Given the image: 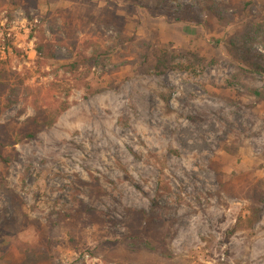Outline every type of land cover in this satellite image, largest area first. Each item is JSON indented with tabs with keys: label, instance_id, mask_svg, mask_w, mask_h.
Instances as JSON below:
<instances>
[{
	"label": "rangeland",
	"instance_id": "obj_1",
	"mask_svg": "<svg viewBox=\"0 0 264 264\" xmlns=\"http://www.w3.org/2000/svg\"><path fill=\"white\" fill-rule=\"evenodd\" d=\"M38 1V9L30 11L34 22L45 17L60 27L90 7L92 14L112 13L121 19L127 35L196 52L206 63L202 72L192 75L180 71L146 76L123 68L114 91L86 97L82 90H72L69 100L74 104L56 124L35 140L18 144L15 162H0V250L13 252L21 241L49 236L47 225L57 223V213L81 202L100 213L103 223L79 224L74 230L56 227L51 264H122L106 244L129 233L127 209L156 213L171 223L174 235L167 244L175 264H264V201L257 223L251 228L240 224L241 229L229 235L239 218L248 216L247 204L219 195L214 175L215 169L235 175V184L243 177L264 180V104L227 85L233 68L214 44L222 30L210 33L180 21L183 9L198 0ZM262 14L255 6L247 17ZM210 24L212 20L206 26ZM30 30L22 9L0 2V50L11 40L19 50L14 70L26 69L33 88L48 87L53 75L41 78L36 72ZM76 34L99 45L115 37L112 28L84 38L78 30ZM253 46L264 56L258 39ZM101 81L107 77L98 78ZM242 81L251 88L263 83L258 76ZM32 115L29 104L16 105L0 122ZM92 178L99 180L105 195L96 197L79 184ZM159 196L162 209L151 212ZM169 202L165 210L162 206ZM110 256L114 261L105 262Z\"/></svg>",
	"mask_w": 264,
	"mask_h": 264
},
{
	"label": "trees",
	"instance_id": "obj_2",
	"mask_svg": "<svg viewBox=\"0 0 264 264\" xmlns=\"http://www.w3.org/2000/svg\"><path fill=\"white\" fill-rule=\"evenodd\" d=\"M1 1L11 8L24 11L27 21L31 24L30 37L34 39L33 65L36 72L41 78L53 75L48 87L33 88L29 84L30 73L25 67V70L19 72L14 70L12 62L14 58L19 57V50L11 40L2 43L0 116L16 105L24 108L29 104L33 109V115L22 121L13 119L6 123L0 122V162L4 166L17 160L15 147L18 144L35 140L41 132L56 124L59 117L74 104L69 100L72 90H82L86 97L114 91L117 89L116 82L123 68L133 69L136 73L139 71L146 76H161L167 72L180 71L192 75L202 72L205 68L206 60L196 52L173 49L169 44L152 42L135 33L127 35L124 33L125 23L112 13L110 17H105L107 14L103 13L92 14V8L88 7L82 14L71 18L69 23L64 22L58 27L50 24L45 17L34 22L30 11L38 9V0ZM255 6L264 13V0H198L196 4L185 7L179 15L182 19L180 21L208 28L210 33L222 30V36L215 38L214 44L221 48L222 57L233 68L227 85L232 89L239 88L240 95L264 104V56L256 52L253 46L257 39L264 45V14L247 17L248 11ZM209 20H212V24L207 27ZM45 24L48 26L47 32L44 30ZM101 28H112L115 31V37H110L108 44L99 45L87 38L80 39L76 34L78 30L84 38L91 32H100ZM63 51L69 56H65ZM47 68H50V72L46 71ZM94 69H99L102 73L97 76ZM104 76L107 81L98 82V78ZM257 76L263 79L259 88H251L242 81H253ZM93 83L96 84L95 89L92 87ZM44 88L47 89L45 93ZM214 175L219 195L242 199L247 204L248 216L243 220L239 218L229 235L234 230L241 229L240 224H247V228H251L258 221L259 206L264 201V180L243 177L235 184L234 179L238 178L235 175L224 176L219 169L214 170ZM92 179L78 183L89 190L90 194L93 192L96 197L105 195L99 180ZM157 186L165 193L166 189L160 186V182H157ZM5 194L12 199L10 193ZM161 199L159 196L152 201L151 212L162 209L159 205ZM162 207L165 210L170 209L171 203ZM125 212L129 233L121 240L106 244L110 255H119L118 261L122 264H175L167 244L170 235H174L173 231L170 234L171 223H166L156 213L148 214L143 210L133 209H127ZM93 222L103 223L100 213L79 202L64 214L57 213V223L50 222L47 225L51 231L49 236L39 234L34 236L35 239L21 241L14 245L13 252L12 248L4 252L1 249L0 264H51L54 257L51 246L55 242L51 237L55 234V228L61 226L74 230L79 224L86 226ZM1 242L0 240V244ZM107 261H114V258L110 256V259H105V262Z\"/></svg>",
	"mask_w": 264,
	"mask_h": 264
}]
</instances>
